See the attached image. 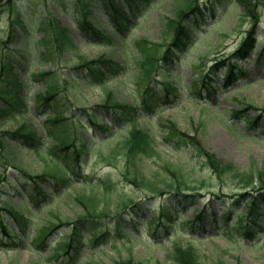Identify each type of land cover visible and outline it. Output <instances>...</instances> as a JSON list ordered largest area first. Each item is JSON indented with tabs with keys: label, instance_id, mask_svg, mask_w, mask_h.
Segmentation results:
<instances>
[{
	"label": "trees",
	"instance_id": "1",
	"mask_svg": "<svg viewBox=\"0 0 264 264\" xmlns=\"http://www.w3.org/2000/svg\"><path fill=\"white\" fill-rule=\"evenodd\" d=\"M3 1L0 0V14L6 15L8 29L5 42H0V102H2L0 119L12 115L14 110L23 106L21 92L25 82L22 80L20 71L22 66L16 56L24 49L29 51V48L33 47L39 58L50 64H55L59 58L66 60L67 52L74 51L76 60L68 63L70 79L65 81H70L78 87L82 84L103 83L107 78L117 76L122 70L121 65L109 57L100 56L89 59L76 51L69 29L50 17L49 9L51 7H64L80 13L82 19L77 26L85 37L91 41L114 44L113 36L117 37L121 43L125 42L126 33L133 26L142 22L141 18L145 8L152 2V0ZM198 1L174 0L176 14L173 18H162L160 43H154L143 37L134 41L133 44L138 53L136 59L141 69V76L138 77L139 82L145 80L149 82L151 72L160 62L177 63L179 56L189 47L196 30L204 22V14L199 8ZM237 1L244 5L247 14L253 19H257L255 14L257 0ZM91 8H96L100 14L106 17L105 23L111 31L97 28L93 23H90L88 17L91 14ZM35 29H38L37 33L34 31ZM39 33L40 35H38ZM9 43L15 47H9ZM161 46H163L162 51ZM255 46L254 30L252 29L246 33L240 47L231 55V58L236 62L249 60ZM40 47L42 51H38ZM263 53L264 44L263 50L257 55L258 66L264 64ZM199 58L203 60L202 57ZM237 63L227 64L222 61L212 66L209 72L195 76L191 85L203 88V91L197 93L200 95V99L207 97L210 93L218 92L220 89L232 90V85L239 80H244L243 69ZM192 67H194V63H192ZM47 74L43 73L38 76L35 74L31 75V78L37 81ZM52 75L50 79L46 80L45 92L37 95L39 105L44 104L54 109L46 116V123L49 124L48 134L53 137L52 145L40 151L41 139L37 135L33 123L29 120L21 121L14 131L7 134L15 144L29 146L38 155L48 153L53 156L51 154L61 153L66 156L64 162L68 160H73L76 164L79 161L84 162L85 159L81 157L84 152L90 154L92 151L94 153L92 147L94 140L91 136L87 139L79 137L80 133L78 132H76L78 137L76 136L77 140H75V133H72L73 139L64 133L71 126L67 120L70 118L66 117L62 111L57 110V100L54 98L58 94L60 83L54 74ZM218 77L223 79L222 85L214 83ZM240 86L243 87L246 84ZM203 92L204 96L201 95ZM161 93L177 95L179 89L173 82L165 79L161 81L160 87H155L152 83L146 84L140 98L141 101H137L135 104L125 102L111 91H107L98 106L81 108L76 118H71L78 119L75 122L79 126H85L84 121L91 122L94 134H99L98 130H106L111 126L110 122L113 123V126L121 123V129L114 131L115 133L110 138L96 143L95 149L106 143L107 154L113 150V153L117 151L116 153L120 155L123 164L121 177L125 183L136 188L137 194H140L138 198L132 199L127 193L120 192L110 182L108 176L95 178L92 174L84 175L82 171H78L77 165L72 167L69 172L64 168V165L55 162L52 170L43 171L44 173L34 177L28 176L30 181H26V184L23 183L18 193L20 197L18 207L6 203L8 198L4 192L5 199L2 201L1 210L11 216L13 225H8L0 215L3 218L0 231L10 237V242L6 243L10 247H2V250L13 249V242L17 240L18 234L23 233L25 228L34 225L28 221L27 216L38 215L30 207V204H36L38 196L46 199L51 195L55 200L63 201L62 205L66 202V199H61L62 195L57 182L48 181L47 175L61 181L64 188L71 186V179L76 177L82 186L88 189L87 192L80 193L79 196L73 198L80 208V213L74 220L63 221L60 212L51 209L54 200L43 207L47 211V218L43 219L42 225L35 227V238L30 239L27 235L29 242L33 243L37 250H41L44 242L50 236H53L61 228L63 230L68 228V231L61 233V238L53 247L51 258H67L70 264L74 262V259L80 257L84 244H91V246L109 244L111 249H115L117 244L128 248L132 247L140 240L135 237L134 233L139 230V226L142 224L152 232L154 238L172 240L170 252L167 253L166 258L170 259L173 264H203V260H201L203 255L191 242L199 240L197 236L209 233L205 222L208 223L211 231L218 232L220 236L224 237L239 236L245 240L254 241L258 236H264V168L251 162L248 169L243 171L231 162L219 160L199 142L196 137L197 129L193 132H185L176 122L169 119L165 120V123L157 125V128L163 133L161 141L171 144L175 149L183 147L192 149L213 176L222 182L228 181L237 191L233 192V189L226 192L223 190L209 191L208 197H205L197 191V188L185 182L182 177L184 173L182 167L164 163L163 169L174 176L175 180L163 181V183L153 182L145 176L144 170L139 169L140 159L158 157L159 154L157 137L152 136L147 129L138 125L137 112L141 110L142 117L151 123L152 117L149 114L157 105L158 96ZM237 104L238 108L231 109L232 116L235 119H243L248 130L257 128L260 123L264 124L263 108L259 111L254 103L245 98L238 100ZM199 105L202 109L207 108L204 101ZM97 111L100 112L99 116L96 114ZM107 112L110 113L112 121L104 117ZM32 117L34 118V116ZM126 122H128L127 126ZM112 128L115 130V127ZM122 130L126 132L125 135L120 134ZM116 135H120V137L115 139ZM237 135L242 137L240 133ZM250 136L247 137L250 138ZM10 146L2 145L4 150L7 149V155L13 153V149L9 150ZM98 154L105 156V153ZM7 155L4 156L6 159ZM0 164L3 165L1 162ZM2 181L3 177L0 176V183ZM46 181L49 185L45 187ZM9 185L16 188L14 182ZM99 196L104 198L100 199ZM199 202H202L203 205L198 206ZM217 210L221 212V221L217 219ZM143 217H149V220L146 223H141L140 220ZM177 221H181V223L176 225ZM261 222L263 225L260 224ZM183 241L185 247L181 249ZM141 244L145 247L150 246L145 240ZM145 262L144 259L135 260L130 257L125 260L113 261V264H145ZM213 264L223 263L220 260H215ZM234 264L239 263L234 261Z\"/></svg>",
	"mask_w": 264,
	"mask_h": 264
},
{
	"label": "rangeland",
	"instance_id": "2",
	"mask_svg": "<svg viewBox=\"0 0 264 264\" xmlns=\"http://www.w3.org/2000/svg\"><path fill=\"white\" fill-rule=\"evenodd\" d=\"M31 1V0H27ZM173 0H158L157 6L147 10L144 15L143 22L133 29L129 34L128 43L125 46H108V45H91L83 44L79 39L77 32L75 31V21L68 15L62 12H53V15L59 20V22L70 27L72 30V36L75 40L76 48L87 58H97L101 55H106L120 61L125 66L124 72L115 79H109L101 86L94 87H82L81 91L77 92V88L74 89L71 82L63 84L60 77L65 74L66 67L59 65L53 66L52 71H55L56 79L59 81V86L63 89L64 93L69 96L65 98L66 104L73 101L71 105L88 106L97 104L107 91H112L119 96L123 101H139L142 90L136 87L137 75L140 73L139 67L134 60V51L130 47V43L138 38L145 37L151 41H159L162 30L159 26L161 17L165 16L172 18L175 13ZM224 4H217L214 17L208 18L206 26L199 32H196L195 39L197 44L189 51L186 50L181 55L178 64L160 62L159 66L155 67V70L151 72L153 75V85L158 87L160 81L168 80L178 85L179 93L177 95L170 94L168 96H160L159 108L163 110L153 119V124L150 126V130L156 133L157 136L162 135L156 131L155 124L161 118H166L172 122H176L177 125L185 132H193L197 129V139L199 142L212 154L221 161L231 162L235 166L246 171L249 164L252 162L256 166L264 168V129L262 125L259 128L251 130V133L255 138H239L236 136L235 131H240L241 135H249V131L246 129V123L242 120H235L231 116L230 110L227 108H214L213 103L216 101L214 95H211L208 100H205L210 110L203 112L200 106L194 105L187 100V97L198 103V92L202 89L196 85L192 86L191 81L195 76H199L202 72H209L211 67L220 61L225 63H235L230 58L232 53L240 45L242 35L248 25L246 21L241 20L245 9L242 5L234 2V0H224ZM217 3V1L215 2ZM255 11L258 16L257 21V40L258 47L255 53H258L260 46L264 40V0L257 2ZM65 12V11H64ZM92 17L97 16L98 20L94 23L96 26L106 29V25L103 23L105 18L102 15H98L96 10L92 9ZM67 13V12H65ZM91 17V19H92ZM6 26V19L3 15L0 16V39L4 37V30ZM73 28V29H72ZM202 37L206 38L207 43L203 42ZM4 39V38H3ZM163 46H161V51ZM208 51L207 59L205 60L204 67L193 68L191 62H198V53H205ZM70 57L72 54H68ZM73 57V56H72ZM255 55L251 58V62L240 63L246 74V80L244 83H249L248 87L238 88L236 93L239 94L240 99H248L254 103L257 109H264V65L256 66ZM71 61H74L72 58ZM26 63V62H24ZM25 65V64H24ZM31 70L35 72L48 71L49 66L45 64L40 66L38 64L33 65ZM156 70L158 71L157 74ZM219 78V77H218ZM217 78V79H218ZM223 79H218L216 83L222 85ZM31 83V82H29ZM146 83V82H145ZM144 84V83H143ZM142 84V85H143ZM238 84H235L236 87ZM144 86H141V88ZM194 87V89L192 88ZM43 89V84H32L31 89L25 88L24 96L28 106L33 104V95ZM234 93L220 94L221 104L228 105L227 107H237L233 97H236ZM75 95V96H73ZM171 101L172 104H165ZM177 106H172L176 105ZM166 107V108H164ZM72 112V110H70ZM23 116L27 117L26 111ZM43 117V116H42ZM0 121V142L7 145H11L10 141L4 138V132L13 130L19 120L12 119L10 117L4 118ZM42 120V119H40ZM72 119H68L71 124ZM140 124L145 125L144 120H139ZM201 123V125H199ZM149 127V126H148ZM38 132L43 134L41 127H38ZM104 138L108 136L105 133ZM161 137V136H160ZM46 139V138H45ZM158 145V157L140 159L138 162L139 169L145 173V176L153 182L174 181L175 177L167 173L163 169V164L168 163L170 166H179L184 170L183 179L192 187L197 188L198 192L208 196L209 191L219 192L220 190L236 191V188L228 181L222 182L218 180L210 170L202 164L200 158L196 157L194 152L186 147L180 150H175L173 147L164 144L160 139H157ZM15 148L10 147L9 150ZM103 147L102 150H106ZM14 151L12 154H6V150L0 149V157L5 158L7 155L11 164L17 167H10L3 162V166H0V173L5 174L6 177L13 179L14 177L20 179L22 182L25 180L21 177L18 178V170L27 173L28 175H39L43 171H50L53 169V163L50 158L41 159L34 156L29 150ZM8 152V151H7ZM111 151L109 154L105 152V155L116 158L103 159L95 158V166L90 168V165L85 168V171H91L96 173L97 177L103 178L105 175H110L112 183L120 191L127 193L129 197L134 199L139 197L140 194H136L135 187L128 183H125L121 177V171L123 170V164L118 154ZM117 154V155H116ZM113 155V156H112ZM1 158V160H2ZM76 163L71 161L68 165L74 166ZM82 168V166H81ZM174 171V170H173ZM223 180V179H222ZM7 182V181H6ZM4 188L8 187L4 182ZM87 192L81 185L74 182L66 192L64 198L66 202L63 205L59 203L54 204V210L60 212V217L63 221L70 219L74 220L76 215L80 213V208L70 199L73 196H79L80 193ZM143 194V192H142ZM115 196V195H114ZM117 196V195H116ZM100 199L104 197L99 196ZM115 198V197H114ZM16 201V200H15ZM15 201H12L15 203ZM203 203L199 202L198 206ZM219 214V211H217ZM40 215H45V212H40ZM148 217L141 218L144 222ZM35 221L40 222L39 218H33ZM180 223V222H179ZM61 231V230H60ZM65 231V230H64ZM33 234V233H32ZM136 236H142L147 239L153 246L145 248L140 243H136L132 247V252H129L126 248L118 246V250H108L105 252L95 251L94 254L89 255L88 251L83 255V259H80L79 264H112L113 261L121 259H127L132 256L134 259H144L145 264H173V262L166 258L168 252H170V240H166L162 245H158L160 239H153L148 230H141L139 233H135ZM213 234V233H209ZM24 241V237L21 238ZM25 246L26 243H24ZM193 246L203 255V264H213L215 260H220L223 264H234V261L239 264H264V237L257 238L256 242H246L238 237H210L202 238L200 241H194ZM28 247V246H27ZM185 247V244L181 245V249ZM45 256H48L47 254ZM237 260V261H236ZM0 264H46L40 260L33 251H27L23 248H18L14 251L2 252L0 251ZM55 264V263H51Z\"/></svg>",
	"mask_w": 264,
	"mask_h": 264
}]
</instances>
